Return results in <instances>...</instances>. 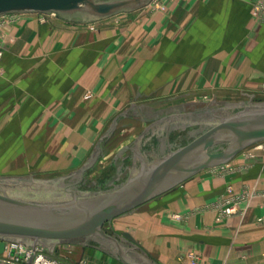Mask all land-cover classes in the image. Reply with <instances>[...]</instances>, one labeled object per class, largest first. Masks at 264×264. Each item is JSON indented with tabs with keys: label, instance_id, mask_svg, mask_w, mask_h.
Listing matches in <instances>:
<instances>
[{
	"label": "crops",
	"instance_id": "1",
	"mask_svg": "<svg viewBox=\"0 0 264 264\" xmlns=\"http://www.w3.org/2000/svg\"><path fill=\"white\" fill-rule=\"evenodd\" d=\"M252 1L171 0L168 12L157 14L147 26L154 40H159L156 52L160 57L163 55L160 68L170 71L169 83L162 86L179 85L177 71L181 69L185 71L180 75L183 87L195 83L220 91H235L249 101L264 94V24L253 17ZM60 20L41 24L32 18L6 27L7 51L0 61V102L4 97L12 102L18 95L22 96L20 99L25 104L20 112L30 118L99 120L89 127L79 121L74 125L66 121L43 125L41 131L47 133L92 136L110 118H114L109 129L113 131L118 120L153 114L157 121L152 126L161 125L163 115L160 108L155 112L156 103L177 98L159 96L160 100H153L144 89L138 88L127 107L129 82L126 76L116 74L121 67L128 69L126 56L130 48L113 49L116 33L106 31L101 35L105 41H111L102 50L95 45L97 36L85 31V20ZM105 50L110 60L97 65L98 53ZM184 55L186 59H182ZM98 66L107 67L109 72L105 75L97 72ZM86 69L93 71L90 73V77L95 76L91 78L93 83H83ZM83 86L90 87L94 93V99L86 103H83ZM240 108L244 107L226 109L236 112ZM14 110L6 113L0 108V117L17 118ZM181 114L187 118L193 116L192 112ZM29 123L24 126L25 132L33 128ZM12 128L16 133L17 127ZM75 137L70 138L77 148L70 149L73 160L68 167L78 168L89 147L87 141ZM246 150H252L254 156L246 158L242 153L229 162L246 166L235 176L218 175L211 169L201 171L171 192L113 220L114 230L110 233L117 237L130 233L138 243L132 249L142 251L144 262L148 263L191 264L180 261V257L193 251L199 264H264V142ZM86 164L83 162L82 167ZM229 187L237 194L244 189L249 193L235 215L220 219L214 209L203 210L225 195ZM123 244L131 243L123 240Z\"/></svg>",
	"mask_w": 264,
	"mask_h": 264
},
{
	"label": "rangeland",
	"instance_id": "2",
	"mask_svg": "<svg viewBox=\"0 0 264 264\" xmlns=\"http://www.w3.org/2000/svg\"><path fill=\"white\" fill-rule=\"evenodd\" d=\"M170 1L154 0L148 7L137 10L133 14L121 13L107 19L84 22L87 23L85 31L97 36L95 45L99 49L104 50L106 46L111 45V41H105L101 37L106 31L116 33L111 45L114 50L130 48L126 56L129 57L128 69L121 67L116 74L118 77L126 76V81L129 82L130 100L127 102V107L133 102L131 100L134 99L138 88L144 89L147 96H151L150 99L153 100H158L159 96L160 98H177L174 101L156 103L155 112L157 113V109L160 108L163 115L161 125L156 128L152 126L154 121H157V117L153 114L151 117L118 120L114 130L109 131L114 120L110 118L102 129L92 136L84 133L75 135L83 142L87 141L89 149L83 159V162L87 164L82 167V162L78 164V168H73L68 165L73 160V153L70 149L77 148L76 142L73 143L70 140L75 136L42 132L41 127L57 125L62 121L74 125L79 120L26 117L20 112L25 104V100L20 99L22 96L18 95L12 102L8 99L9 97H4V101L0 102V108L5 109L6 113L15 109L14 111L18 114L17 118L3 115L0 117V180L10 184V186L0 187L10 196L31 201L63 202L72 200L75 195L88 197L115 191L122 188L130 178L138 175L144 163L148 167L153 166L170 152L177 151L199 138L211 128L212 124L218 122L219 117L235 112L233 109L232 112L226 110L224 113L223 110L226 108L246 107L249 104L254 106L259 102H264V94L249 101V98L240 97L235 91L225 92L217 90L216 87L196 86L195 83L192 87H183L180 85L182 82L180 75L185 71L181 69L177 71L179 85L162 86L164 82L169 83L170 71L163 67L160 68L159 62L163 55L160 57L156 52L159 40H154L152 30L147 26L153 23L157 14L168 12ZM32 18L41 24H50L54 21H61L60 19L68 20L63 17L50 16L47 18V23H42L39 14H22L19 23L22 24ZM6 51L4 48V54ZM108 54L106 50L98 53L97 65L101 62H108L110 60L107 57ZM182 59H186V56L184 55ZM97 68V72L104 73V75L109 72L105 66ZM91 72L93 71L89 69L83 70L84 84L93 83L91 78L95 76L90 77ZM89 88L83 86V103L94 99L93 90ZM262 89L264 91V85ZM216 95L217 98H215ZM25 98L23 96V99ZM36 98L38 96L35 95ZM220 98L225 100H220ZM151 103L154 104V102ZM186 112H192L193 116L188 118L181 116V113ZM172 115L175 116L170 117ZM97 121L99 120L82 118L79 122L89 127L92 124H98L94 123ZM28 122L33 128L30 127L25 132L24 126ZM13 126L17 127L16 133L13 132ZM251 151L245 150L242 153L246 154V158H252L254 154ZM228 165L225 177L235 176L246 167L230 163ZM112 223L111 221L106 224L105 229L108 233L114 230ZM125 247L132 249L134 245L127 244ZM63 254L73 262L83 260L87 264H124L113 247L98 238L71 244L64 249ZM131 256L136 260L144 261L145 259L142 251L133 250Z\"/></svg>",
	"mask_w": 264,
	"mask_h": 264
},
{
	"label": "water",
	"instance_id": "3",
	"mask_svg": "<svg viewBox=\"0 0 264 264\" xmlns=\"http://www.w3.org/2000/svg\"><path fill=\"white\" fill-rule=\"evenodd\" d=\"M153 1L0 0V16L56 14L67 19L96 21L144 9ZM262 142L264 105L247 106L219 117L199 138L170 152L153 166L144 163L138 175L112 192L88 197L75 195L63 202H40L10 196L1 188L10 184L0 180V238L67 244L98 238L112 246L124 264H153L131 256L134 249L126 248L123 240L136 247L138 243L130 233L113 236L106 231V224L171 192L201 171L228 164L249 147ZM3 250L1 243L0 253Z\"/></svg>",
	"mask_w": 264,
	"mask_h": 264
},
{
	"label": "built area",
	"instance_id": "4",
	"mask_svg": "<svg viewBox=\"0 0 264 264\" xmlns=\"http://www.w3.org/2000/svg\"><path fill=\"white\" fill-rule=\"evenodd\" d=\"M39 15L42 23H47V18L50 16L59 17L56 14ZM252 15L257 21L264 24V0L252 1ZM21 16L22 14L0 16V61L4 55V46L7 42L5 29L9 25L18 24ZM228 168L229 165L225 164L212 168L211 171L215 174L226 176ZM248 197L249 193L247 189L237 194L232 187H229L225 195H222L213 205L206 206L203 210L214 209L219 213L220 219L231 217L237 213L238 206L248 199ZM1 243L4 244V250L0 253V264H87L83 260L73 262L68 256L63 254L64 249L71 245L67 243L47 240L34 242L31 240L0 238ZM180 261L199 264L198 256L193 251L188 252L186 256L180 257Z\"/></svg>",
	"mask_w": 264,
	"mask_h": 264
}]
</instances>
